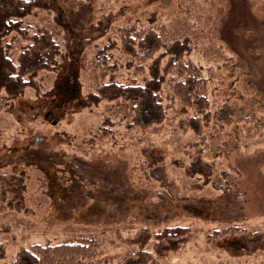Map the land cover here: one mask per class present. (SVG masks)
Wrapping results in <instances>:
<instances>
[{
  "label": "rangeland",
  "instance_id": "374dc122",
  "mask_svg": "<svg viewBox=\"0 0 264 264\" xmlns=\"http://www.w3.org/2000/svg\"><path fill=\"white\" fill-rule=\"evenodd\" d=\"M54 6L69 39L52 10L34 9L23 24L46 29L59 44L60 69L40 71L37 88L14 100L0 92V175L21 177V186L0 195V264L32 244L79 236L98 240L100 256L115 263L136 250L132 239L142 226L190 229L184 246L158 264H264L261 251L231 257L208 237L228 226L264 231V126L252 134L243 120L264 117V0H54ZM128 25L161 26V38L190 41L186 58L207 81V122L199 135L178 129L192 111L182 113L177 104L157 130L127 129L112 103L85 105L101 83L145 77L124 67L118 31ZM81 39L92 40L82 46ZM3 41L12 42L15 58L22 39ZM107 47L118 67L100 74L95 55ZM194 157L209 165L207 183L185 173Z\"/></svg>",
  "mask_w": 264,
  "mask_h": 264
},
{
  "label": "trees",
  "instance_id": "16d2710c",
  "mask_svg": "<svg viewBox=\"0 0 264 264\" xmlns=\"http://www.w3.org/2000/svg\"><path fill=\"white\" fill-rule=\"evenodd\" d=\"M34 9L52 10L54 22L64 31L67 39L71 37V31L58 14L54 0H0V92L9 101L20 97L26 88L36 89V78L40 71H57L61 67V47L49 32L23 24L24 18ZM105 26L101 32L106 29ZM161 28L145 29L128 25L119 29V47L127 57L124 67L134 74L144 71L146 75L141 82L131 78L128 83L114 80L101 83L86 94L85 105L112 103L122 109L127 129L138 127L157 130L166 119L167 109L177 104L182 113L192 111V114L178 120V129L182 133L192 130L199 135L207 122L209 107L206 78L202 67L186 58L191 50L190 41L165 40L159 34ZM10 35L13 38L20 37L23 41L15 58L11 57L12 42L3 41ZM91 40L81 39L80 43L83 46ZM115 44L112 41L107 46L110 48ZM95 56L97 60L104 61V65H96L97 60L94 61L100 74L118 67L116 63L110 62L112 55L108 47L99 49ZM166 84L168 90L164 93ZM243 120L249 123L247 130H252V134L256 132L255 126H264L263 116ZM185 173L205 182L211 175V169L201 159L194 157L186 166ZM13 184L21 186V177L0 175V195ZM189 232L190 229L183 226H165L154 232L142 226L133 235L132 243L136 245V250L111 264H158L159 258L184 246ZM208 237L231 257L261 251L264 263V231L228 226L209 232ZM100 245L98 240L86 236L55 244L35 243L18 250L10 264H109L110 257L100 256ZM3 255L4 246L0 243V258Z\"/></svg>",
  "mask_w": 264,
  "mask_h": 264
}]
</instances>
